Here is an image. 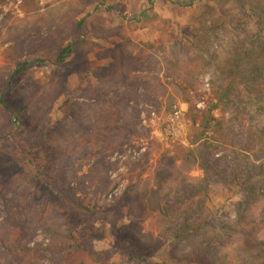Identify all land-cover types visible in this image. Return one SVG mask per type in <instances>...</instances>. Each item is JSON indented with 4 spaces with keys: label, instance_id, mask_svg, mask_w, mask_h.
I'll return each instance as SVG.
<instances>
[{
    "label": "trees",
    "instance_id": "16d2710c",
    "mask_svg": "<svg viewBox=\"0 0 264 264\" xmlns=\"http://www.w3.org/2000/svg\"><path fill=\"white\" fill-rule=\"evenodd\" d=\"M42 1L23 0L19 11L36 15ZM124 1L56 0L61 6L50 17L71 14L55 37H42L36 27L37 40L26 42L29 35L4 39L0 31V149L9 147L12 154L0 155L1 165L10 162L9 180L0 188V203L8 210L0 229V264H264V10L243 0L208 9L209 20L201 16L199 28L184 32L163 62L151 47L144 56L127 41L118 54L106 49L108 65L102 72L85 70L76 91L62 78L48 92L29 83L30 92L14 95L31 63L68 68L70 58L93 45L85 32L90 11L110 3L106 12L120 13ZM5 3L0 0V6ZM209 71L211 94L199 111L197 77ZM84 83L91 86L88 95ZM157 97L188 104L187 146L162 149L141 127V105L153 104L159 112ZM56 105L60 119L51 118ZM141 139L149 143L142 172L150 178L140 189L131 182L115 204L103 207L97 194L117 187L108 178L115 168L110 156ZM84 159L91 166L87 172ZM31 169L47 177L57 198L49 216H42L46 204L25 175ZM89 178L93 187L99 182L92 195L84 187ZM213 187L240 197L236 223L210 209ZM38 230L48 245L29 248ZM164 252L169 261H156Z\"/></svg>",
    "mask_w": 264,
    "mask_h": 264
},
{
    "label": "rangeland",
    "instance_id": "374dc122",
    "mask_svg": "<svg viewBox=\"0 0 264 264\" xmlns=\"http://www.w3.org/2000/svg\"><path fill=\"white\" fill-rule=\"evenodd\" d=\"M228 1V2H227ZM235 0H126L124 1L123 7L120 8V13L117 12H106V7L110 3H105L100 6V12L95 13L90 11L93 17L88 20L89 26L85 29L88 34L90 41L93 45L87 47L83 53L75 55L68 60V68L61 67L56 68L49 63L37 64L31 63L27 68L25 76L19 78L16 82L14 89V95L19 93L20 90L30 92L32 83L34 86L42 85L45 91L48 92L59 80L64 78L66 83L64 86L71 90L76 91L79 84L80 77L84 71L90 68V70L102 72L103 66L108 65L106 61V49L115 50L116 53L123 47V44L127 41L130 42L134 48L141 50L144 56H148L152 49L157 55H161L159 58L160 62H163L165 57H170V48L174 42L183 36L184 32H191L194 28H199V18L203 16L204 19L209 20L210 16H207V11L215 12L222 6H230ZM247 2V6H254L257 11L264 10V0H243ZM227 2V3H226ZM226 3V4H224ZM23 4V0H6L5 5L0 6V31L4 39L12 38H25L29 35V39L37 40V34L34 28H38L41 31L42 37L47 35L57 36L59 25L62 24L65 15L71 14V10L67 11L63 15L50 17L49 13L57 15L58 8L61 3H57L56 0H43L41 2V10L38 14H33L28 17L20 13L19 7ZM76 9L79 7L75 6ZM262 14V13H261ZM43 15V19H39V16ZM261 17H264V13ZM44 20V21H43ZM56 20V21H55ZM55 21V22H54ZM97 24L101 27L105 33L100 32L97 28L93 29L91 24ZM210 22H208V25ZM58 25V26H57ZM57 26V27H56ZM119 33V37L113 36V32ZM95 37V38H94ZM108 38L100 40V38ZM223 38V35L220 37ZM124 41V42H123ZM218 41V40H217ZM2 42H0L1 45ZM217 44V43H215ZM149 46V47H148ZM152 49H149V48ZM1 50V46H0ZM118 54V53H117ZM34 59V57H28ZM91 64V67H90ZM1 66V64H0ZM51 77V79H49ZM212 71L202 74L197 77V95L198 100L196 102V109L204 111L206 107V101L211 94L212 89ZM91 86L96 85V81L90 79ZM36 84V85H35ZM38 84V85H37ZM84 94H89V88L84 83ZM46 92H42L41 95H45ZM160 97H157L159 99ZM63 98L59 101V105L63 107ZM162 104L161 111H156L153 104H142L143 110L140 116L141 127L151 131V139L158 142L162 149H169L173 143L188 145V136L190 134V125L187 121L186 114L189 106L182 101L173 103L169 99H159ZM171 109L169 110V108ZM175 109L180 110L181 115L178 119V130L175 135L168 133V123ZM92 117V113H89ZM57 119L62 118V114L58 112V105L54 108L51 118ZM144 121L146 124H144ZM134 140V139H133ZM132 140V141H133ZM172 149V148H171ZM149 150V143L145 139L133 141L129 146H125L121 151L115 152L110 156L109 160L114 164L115 168L108 173L109 181L112 185L122 186L120 191L123 193L128 188L131 182L138 184V189L145 185V182L150 178V173L142 172L145 168L144 159L145 154ZM140 152V156L133 157L132 152ZM0 155H6L12 157V154L8 148H1ZM157 155L154 154V158ZM122 157V158H121ZM84 159L82 164V171L87 172L90 169V164ZM42 166L41 170L46 171V163L40 159ZM155 159L151 160L149 164H154ZM138 165V169L136 166ZM10 162H7L4 166L0 164V188L7 184L9 180L10 172L8 171ZM37 168V167H35ZM142 173V177H137L138 174ZM90 174L93 176V171ZM28 182L33 183L38 189V196L43 200L46 206L43 208L42 216H49L52 214V209L57 202L56 196L50 193V188L46 183L44 176H37L35 170H30L25 173ZM194 175H198L195 173ZM99 183V182H98ZM97 183V184H98ZM96 184V183H95ZM97 184L92 186L91 179L85 181V191L89 194H93ZM116 189V188H115ZM113 189L111 192H113ZM110 192V193H111ZM121 193V195H122ZM109 192L97 194V198L100 199V203L105 208H109L116 201L115 199L120 198V194L113 199L110 203L108 197L105 196ZM117 202V201H116ZM240 197L220 187H213L211 197L209 200V207L214 214L224 217L226 221L230 223H236L240 215ZM115 204V203H114ZM0 229L2 223L6 218L7 209L0 203ZM104 223H100L99 226H103ZM106 232L110 231V224H106ZM2 234V232H1ZM48 245V240L45 238L42 231L38 230L35 233L34 239L28 243L29 248L39 247L45 248ZM1 246V244H0ZM166 260L169 261L167 253H158L156 261ZM120 259L117 257L114 262H119ZM41 264H47V261H43ZM178 264V263H174ZM188 264V263H183Z\"/></svg>",
    "mask_w": 264,
    "mask_h": 264
},
{
    "label": "built area",
    "instance_id": "2783aa9c",
    "mask_svg": "<svg viewBox=\"0 0 264 264\" xmlns=\"http://www.w3.org/2000/svg\"><path fill=\"white\" fill-rule=\"evenodd\" d=\"M180 115H181V112H180V110H178V109H175V111L173 112V116L171 117V119L169 120V123H168V133L170 134V135H175V133L177 132V130H178V119H179V117H180ZM144 124H146V122L144 121ZM131 155H133V157H138V156H140V152H137V151H133L132 152V154ZM122 158V157H121ZM122 187V186H121ZM120 186H117L116 187V189L113 191V192H111V193H109V194H107V195H105V196H107L108 197V201L111 203L112 201H113V199L115 198V197H117L119 194L121 195V191H120V188H121Z\"/></svg>",
    "mask_w": 264,
    "mask_h": 264
}]
</instances>
